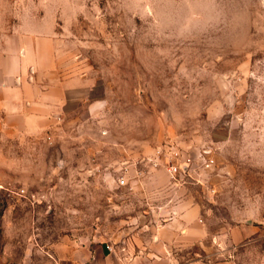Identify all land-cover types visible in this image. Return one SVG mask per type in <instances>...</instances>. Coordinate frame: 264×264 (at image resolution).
Returning a JSON list of instances; mask_svg holds the SVG:
<instances>
[{
    "label": "rangeland",
    "instance_id": "obj_1",
    "mask_svg": "<svg viewBox=\"0 0 264 264\" xmlns=\"http://www.w3.org/2000/svg\"><path fill=\"white\" fill-rule=\"evenodd\" d=\"M35 29L72 89L42 132L0 130V264L132 252L180 204L264 235V0H0V33Z\"/></svg>",
    "mask_w": 264,
    "mask_h": 264
},
{
    "label": "crops",
    "instance_id": "obj_2",
    "mask_svg": "<svg viewBox=\"0 0 264 264\" xmlns=\"http://www.w3.org/2000/svg\"><path fill=\"white\" fill-rule=\"evenodd\" d=\"M71 89L66 78L55 74L49 33L36 29L0 33V130L42 132L60 119ZM176 208L145 247L114 251L87 238L64 243L56 239L43 251L40 264H157L153 258L163 264H264V235L251 236L247 228L243 236L233 230L209 234L198 205Z\"/></svg>",
    "mask_w": 264,
    "mask_h": 264
},
{
    "label": "built area",
    "instance_id": "obj_3",
    "mask_svg": "<svg viewBox=\"0 0 264 264\" xmlns=\"http://www.w3.org/2000/svg\"><path fill=\"white\" fill-rule=\"evenodd\" d=\"M190 161V158L189 157H185V162H189ZM187 164V163H185ZM165 169L166 171L172 176L176 173L177 171V166L176 164H174L172 161H169L167 164H165ZM122 183V180L120 181ZM105 248L110 250V247L108 245H105Z\"/></svg>",
    "mask_w": 264,
    "mask_h": 264
}]
</instances>
